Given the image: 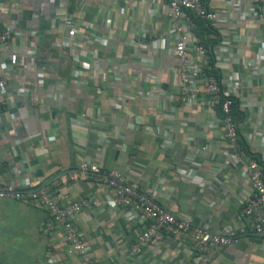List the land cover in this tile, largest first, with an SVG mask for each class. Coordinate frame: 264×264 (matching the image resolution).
Listing matches in <instances>:
<instances>
[{"label": "crops", "instance_id": "1", "mask_svg": "<svg viewBox=\"0 0 264 264\" xmlns=\"http://www.w3.org/2000/svg\"><path fill=\"white\" fill-rule=\"evenodd\" d=\"M258 1L205 3L234 18L212 21L217 32L208 37L218 38L213 67L243 115L237 121L241 149L247 159L258 154L264 166V25L241 19ZM168 2L0 0V27L14 31L0 46V79L14 97L0 112V184L53 187L58 180L64 204L94 196L98 206L83 209L75 223L97 264H193L194 257L189 239L152 243L130 258L129 245L142 226L129 209L109 204L112 194L104 183L69 176L84 160L156 191L177 217L216 231L242 226V198L251 185L240 177L242 166L226 162L231 144L219 108L204 97L188 105L170 97L177 91L178 61ZM66 10L80 31L73 47L59 17ZM87 21L98 30L86 29ZM221 45L229 52L217 66ZM209 58L208 52L198 58L204 69ZM48 217L39 201L2 199L0 262L83 264L69 251L63 229L46 232ZM248 229L213 264H264V236Z\"/></svg>", "mask_w": 264, "mask_h": 264}, {"label": "built area", "instance_id": "2", "mask_svg": "<svg viewBox=\"0 0 264 264\" xmlns=\"http://www.w3.org/2000/svg\"><path fill=\"white\" fill-rule=\"evenodd\" d=\"M228 3L234 6L233 0H228ZM233 6H231L232 9H234ZM151 9L153 8H149ZM192 14L213 22L230 23L234 20L229 15L222 16L208 8L205 0H169L167 16L170 33L174 38L173 52L178 61L177 91L170 97L182 105H188L194 98L204 97L211 104L221 107L223 126L231 144V149L225 153L226 162L238 168L242 166L240 177L250 183L251 189L242 198L240 211L242 226H227L216 231L207 225L196 223L191 218L177 217L172 214L157 200L156 191L143 189L140 183L132 181L120 172L105 171L96 163L82 161L79 168L68 175L104 183L110 188L112 194L108 200L109 204L129 209L141 224V231L129 245L128 256L133 259L138 258L152 243H182L190 239L193 264H213L226 247L238 244L241 231L249 228L248 230H252L255 234L264 236V166L256 158H246L239 144V125L232 112L234 105V99L230 96L232 94L223 89L222 80L218 76L205 73L203 64L198 60L205 55L206 51L201 44L194 41L193 35L197 25ZM59 17L64 22L69 36L67 45L73 47L80 32L79 28L67 10ZM109 17L107 12L108 23L111 21ZM241 19L256 20L264 25V0H259L256 6L245 11ZM85 26L86 29L98 30L96 23L90 21L85 22ZM13 33L14 31L8 26L0 27V46L8 42ZM215 51V65L218 66L226 58L222 56L223 52L229 51L224 45L216 47ZM31 59L36 60L35 54ZM108 73L113 72L109 70ZM233 76L234 74H231V79L236 81L237 77ZM4 85V79H0V112L4 107L14 104V97L8 94ZM88 124L82 123L84 126ZM3 163L0 157V166ZM60 184L58 180H53V187L49 185L27 187L18 181L11 180L9 183L0 184V201L5 198L39 201L49 216L46 232L56 228L63 229L69 251L79 254L83 264H97L89 251V246L83 240L79 226L75 223V216L85 208L98 206L99 202L94 196H86L64 204L60 202L57 191ZM109 264L121 263L110 259Z\"/></svg>", "mask_w": 264, "mask_h": 264}, {"label": "trees", "instance_id": "3", "mask_svg": "<svg viewBox=\"0 0 264 264\" xmlns=\"http://www.w3.org/2000/svg\"><path fill=\"white\" fill-rule=\"evenodd\" d=\"M192 16H193V18H194V20L196 22V25H197L196 29L194 30V34L198 37V42H199V44H201L203 46L204 51H206V53L208 52L209 56H210V58L208 59V63L210 64V66H208L205 69V73H207V74H215L216 76L219 77L218 70H216V68L213 67V63H214L213 58H214V56L212 54L213 52L211 51L212 45L215 44L214 42H216L218 40V38L217 37H213V38L212 37L211 38L208 37L209 33H213V32L216 33L217 29H216V27H214V24L212 23V21H210V20L208 21L206 19H202L199 16L194 15V14H192ZM230 96H232L233 99H234V105H233V111H232L233 112V116H236V120L240 121V120H242L243 115H242V113L239 112L240 111L239 104L236 101V97H234L233 95H230ZM217 107L220 110L219 111L220 116H222L223 113L221 112L222 111L221 107L220 106H217ZM242 145H243L244 148H247L246 144H244V141H242ZM250 156H252L254 158L256 157L258 159V157H257L258 154H255V155L251 154Z\"/></svg>", "mask_w": 264, "mask_h": 264}]
</instances>
